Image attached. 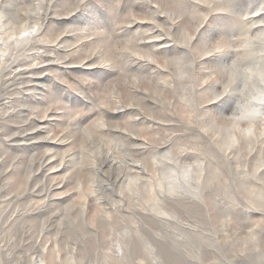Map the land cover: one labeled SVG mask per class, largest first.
I'll use <instances>...</instances> for the list:
<instances>
[{
	"label": "rangeland",
	"instance_id": "obj_1",
	"mask_svg": "<svg viewBox=\"0 0 264 264\" xmlns=\"http://www.w3.org/2000/svg\"><path fill=\"white\" fill-rule=\"evenodd\" d=\"M0 264H264V0H0Z\"/></svg>",
	"mask_w": 264,
	"mask_h": 264
}]
</instances>
